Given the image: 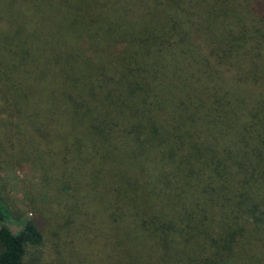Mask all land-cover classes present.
I'll return each instance as SVG.
<instances>
[{
	"label": "trees",
	"instance_id": "trees-1",
	"mask_svg": "<svg viewBox=\"0 0 264 264\" xmlns=\"http://www.w3.org/2000/svg\"><path fill=\"white\" fill-rule=\"evenodd\" d=\"M13 2L0 37L31 29L0 55L43 60L40 120L13 105L55 174L52 234L79 232L89 264H264V0ZM0 223V264L43 241L38 217Z\"/></svg>",
	"mask_w": 264,
	"mask_h": 264
},
{
	"label": "rangeland",
	"instance_id": "rangeland-1",
	"mask_svg": "<svg viewBox=\"0 0 264 264\" xmlns=\"http://www.w3.org/2000/svg\"><path fill=\"white\" fill-rule=\"evenodd\" d=\"M16 6L17 0H14L11 8ZM30 29L25 22L8 23L7 32L0 37L1 49L14 42L15 30L24 38ZM92 45L93 42L88 41L87 47L91 48ZM33 47L35 52L23 51L14 54L2 51L0 55V204L7 210L6 213L0 211V219L2 225L12 231H17L26 221L37 220V217L43 225V241L39 245L27 246L22 264H78L79 257L83 259L82 264H89L84 258L85 248L79 246L85 244L79 232L59 230L55 235L52 234L55 233V228L49 225V216L54 207L45 199L46 196L53 197L54 194L50 193V190L46 192L45 189H51L56 179L49 166L50 161L43 160L46 158L43 154L45 151L32 155L23 153L15 139L20 123L14 113L13 97L21 102L19 109L27 115L26 120H40L45 108L42 104L45 86L41 67L43 60L36 51L35 41ZM42 148L45 149L44 146ZM49 155L52 159L51 153ZM29 160L42 162L39 174H35ZM40 176L44 177L45 183L41 181ZM87 258L90 261L89 255Z\"/></svg>",
	"mask_w": 264,
	"mask_h": 264
}]
</instances>
